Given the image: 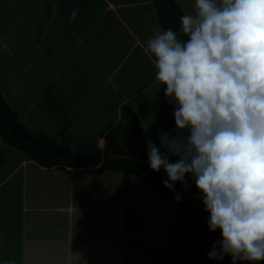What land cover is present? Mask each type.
<instances>
[{
	"label": "crops",
	"instance_id": "crops-1",
	"mask_svg": "<svg viewBox=\"0 0 264 264\" xmlns=\"http://www.w3.org/2000/svg\"><path fill=\"white\" fill-rule=\"evenodd\" d=\"M174 1L185 15L194 9L196 16L195 0ZM18 6L23 9H14ZM75 8L76 20L69 23ZM29 10L32 15L21 13ZM26 16L31 18L27 24ZM2 18L10 27L0 34V60L10 57L17 62L24 52L17 39H10L14 29H19L22 41L30 23L42 29L25 66L28 73L35 63L31 78L24 79L22 73L18 84L5 78L1 92L18 122L34 134L79 156L98 150L100 165L105 154L101 133L126 125L124 105L140 119L145 144L150 139L159 147V133L175 128L166 85L155 79L154 63L144 50L153 29L163 28L152 0H0V22ZM69 170L43 167L0 137V264H158L133 240L163 245L172 253L192 251L177 246L185 220L158 186L122 171L73 179ZM111 173L134 179L127 183L135 190L116 193L110 202L108 187L96 179ZM115 177L109 176L106 184H115ZM166 203L174 209L170 222L175 231L170 227L163 241L151 230L162 224L156 214L167 209Z\"/></svg>",
	"mask_w": 264,
	"mask_h": 264
},
{
	"label": "clouds",
	"instance_id": "clouds-1",
	"mask_svg": "<svg viewBox=\"0 0 264 264\" xmlns=\"http://www.w3.org/2000/svg\"><path fill=\"white\" fill-rule=\"evenodd\" d=\"M195 5V17H180L179 32L157 27L145 42L175 120L159 133V147L146 140L149 166L164 170L162 184L177 203L175 185L194 181L208 230H220L209 259L256 264L264 261V0Z\"/></svg>",
	"mask_w": 264,
	"mask_h": 264
},
{
	"label": "trees",
	"instance_id": "trees-1",
	"mask_svg": "<svg viewBox=\"0 0 264 264\" xmlns=\"http://www.w3.org/2000/svg\"><path fill=\"white\" fill-rule=\"evenodd\" d=\"M152 2L157 9L163 28L167 30L171 27L174 31L179 32L180 17L185 14L177 3L174 0H152ZM182 38L187 40L188 36L185 34ZM122 114L127 120L125 126H114L101 133L105 139L104 160L100 165L88 168L80 162L101 157L100 151L95 150L88 157L79 156L73 154L68 147L61 146L47 136L34 134L18 122L17 114L10 109L0 91V137L3 141L10 146L26 151L33 160L43 167L60 168L65 166L70 168L69 173L73 179L81 178L86 174H102L107 170H115L137 175L144 181L158 186L162 193L181 209L185 225L193 236L196 246L192 251L180 253H172L163 247L136 240L132 241L134 246L158 264H199L207 256L209 250L193 224L190 202L184 197L179 203L175 202L173 192L162 184V180L166 178L153 172L148 165L139 159L124 156L125 154L136 153L148 160V148L141 139L142 125L134 110L130 106L124 105ZM170 162H175V160H170ZM186 180L188 181V188L198 192L197 196L202 202L201 194L192 178L189 176ZM202 208L208 221L209 214L204 210L203 202ZM212 233L215 242L221 239L219 229ZM228 257L231 258V256ZM237 264H254V262L237 261Z\"/></svg>",
	"mask_w": 264,
	"mask_h": 264
},
{
	"label": "rangeland",
	"instance_id": "rangeland-1",
	"mask_svg": "<svg viewBox=\"0 0 264 264\" xmlns=\"http://www.w3.org/2000/svg\"><path fill=\"white\" fill-rule=\"evenodd\" d=\"M185 1H188V0H185ZM14 9L22 10L23 7L18 6ZM191 12L192 13L188 14V15L194 16V12H195L194 9H192ZM21 13H24L27 15H32L31 10L23 11ZM30 19L31 18L29 16H26V18L24 19V23L27 24L30 21ZM17 20H18V18L16 20H14V22ZM15 26H18V21L15 22ZM21 26H24V25L22 24ZM9 27L10 26L5 25V20L2 18L1 22H0V34H1V31H3V30L6 31ZM29 27L30 28L28 29V32H27L28 37L26 39H23L24 41H22V38L20 37L18 28H17V30L14 29L13 33L10 36L11 40L17 39L19 41V43H20L19 47L24 52H23L21 57L16 58V60L18 59V61H17L18 64H17V62H14V60L10 57H3V59L0 60V90H1V92L3 91L2 80H5V78H7V80H9L8 78H11V79L13 78L12 80L14 82L16 81V84H18V81H20V79H21L20 76L22 75V73H23L24 79L29 80L31 78V69L34 67L35 63H33V65L30 66V68H29L30 71L28 73L27 72L24 73V71L26 69L25 66H26L27 61L29 60L31 54L33 53V50H35L36 38H37L36 36H38L41 33L40 30H42V29H40L41 26L39 25V23H36V22L30 23ZM24 31L25 30L23 28L20 29V32L22 34H24ZM12 46H13V51L18 50V48H19L18 46H15V45H11V48H12ZM114 174L115 173H111L108 175H104L102 177H97V179H96L99 184H100V182H102V183H104V185L106 187H108L107 191H110V194H109L110 195L109 196L110 202H113L116 199V193H119V194L124 193L126 195H129L127 193L135 190L133 185L127 183L130 181H134V179H129V177L120 176L119 174L115 177ZM109 176L116 178L115 184H112V185L106 184V179L109 178ZM127 184H128V186H127ZM85 187L90 188V186L87 184L85 185ZM60 188L61 187H59V189ZM149 189H150V191H149L150 194H157V190L154 189V191H153L151 188H148V190ZM81 193L82 192H80V194ZM167 202H169V201H167ZM166 204H167V209L166 210L163 209L161 212L156 214V215H159V221H161L162 224L160 226H158V229L155 227L153 230H151V233L153 235L157 234L158 236H161V237H159V239H163V241L165 239H167V231L169 232L170 227H172L170 229L171 233L175 231V229L173 228L175 225H171V222H170L173 218V215L170 214L171 213L170 210L173 211L174 209L169 208V206H168L169 203H166ZM173 206H175V205L173 204ZM178 223H179V221L177 220V224ZM156 224H157V221H156ZM179 233H180L179 235L181 236V238L179 239L180 242L177 244V246L179 248L185 250V251L193 250L196 246V243H195L193 236L188 231L187 227L183 225L182 229H180ZM163 241H160V243H162ZM161 246L164 247L163 245H161Z\"/></svg>",
	"mask_w": 264,
	"mask_h": 264
},
{
	"label": "water",
	"instance_id": "water-1",
	"mask_svg": "<svg viewBox=\"0 0 264 264\" xmlns=\"http://www.w3.org/2000/svg\"><path fill=\"white\" fill-rule=\"evenodd\" d=\"M124 156L133 159H139L140 161H142L143 163L149 166V161L144 159L141 155L133 153V154H125ZM99 162L100 159H96L91 162L88 161V162H80V163L86 166H95L98 165ZM157 174L164 178H167L166 173L164 172L163 169H161ZM188 177L189 176L185 177V179H187ZM175 188L177 192L182 194V197L186 198L190 202V210L193 215V224L196 227L198 234L201 236L204 244L208 247L209 252L212 251L213 245L216 242L213 238V233L208 230V224L202 208V202L197 196L198 192L193 191L188 187L187 189H185L179 183L175 185ZM217 251H219L218 245H217ZM199 264H232V259L228 256H224L223 259H209L207 255L205 258L201 260Z\"/></svg>",
	"mask_w": 264,
	"mask_h": 264
}]
</instances>
